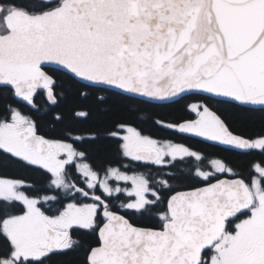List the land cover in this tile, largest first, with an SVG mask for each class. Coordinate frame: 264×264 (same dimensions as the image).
Wrapping results in <instances>:
<instances>
[{"label": "snow or ice", "instance_id": "1", "mask_svg": "<svg viewBox=\"0 0 264 264\" xmlns=\"http://www.w3.org/2000/svg\"><path fill=\"white\" fill-rule=\"evenodd\" d=\"M66 82L101 112L109 97L183 103L194 118L155 124L264 153V137L234 134L219 114L264 109V0H0V162L39 177L0 175V264L81 250L83 264H264V166L246 180L214 159L194 172L202 186L181 189L164 169L202 159L184 144L119 120L87 135L67 126L59 138L41 135L42 110L53 129L92 115L61 110ZM101 136L167 178L113 166L101 176L82 148Z\"/></svg>", "mask_w": 264, "mask_h": 264}, {"label": "trees", "instance_id": "2", "mask_svg": "<svg viewBox=\"0 0 264 264\" xmlns=\"http://www.w3.org/2000/svg\"><path fill=\"white\" fill-rule=\"evenodd\" d=\"M65 87L66 98L61 104V110L65 115L67 116L73 108H85L90 110L92 115L85 121H67L65 125H59L56 129H53L50 123L51 117L42 110L34 118L37 120L39 130L45 135L60 136L65 126L71 127L76 134H88L98 129L102 131L110 126L111 123L119 120L136 124L144 133L157 138H178L180 140L177 134L164 130L156 125L155 121L160 119L168 123H176L191 118V115L185 111L183 103L155 105L146 102L126 101L117 97H109L106 105L107 110L101 112L91 98L82 100L78 96L75 85L66 82ZM219 114L222 115V118L225 119L234 132L237 131L249 135L264 130L262 121L264 115L261 112L226 107L220 109ZM110 142L98 140L91 144V153H93L100 164L114 159V147ZM201 146L203 149L206 145L202 144ZM214 150L218 155L229 160V152L218 148ZM258 154L257 152H252L250 155L235 154L234 170L238 177L250 179L255 175L253 168L254 164L259 161ZM0 175L9 178H23L28 182L39 179L34 170L20 167L8 161L0 162ZM83 260L84 253L81 250L69 255L54 256L50 264H83Z\"/></svg>", "mask_w": 264, "mask_h": 264}, {"label": "flooded vegetation", "instance_id": "3", "mask_svg": "<svg viewBox=\"0 0 264 264\" xmlns=\"http://www.w3.org/2000/svg\"><path fill=\"white\" fill-rule=\"evenodd\" d=\"M249 111H257V112H261L264 115V110H254V109H250ZM191 115V118H194ZM189 118V119H191ZM262 121L264 123V118H262ZM183 122V121H182ZM133 127H136L139 131L142 132V134L144 135H148L146 133H144L136 124H131L128 123ZM162 128V127H161ZM230 130L236 134V135H240L246 139H250V140H255L261 137H264V130H261L260 132H255L254 134H243L240 132H234L233 129H231V127H229ZM166 131H170L173 132L175 134H177V136L179 137L180 140L174 139V138H157L154 136H151L154 139L157 140H161V141H171L173 143H180V144H184L185 146L189 147L190 149H192L193 151H196L198 153L201 154L202 159L200 161L195 160L194 158H186L184 161L182 162H177L175 167H170V168H166L164 169V173L167 172H172L176 175L177 179L171 181L174 186H176L177 188H181V189H186V188H190L192 186H202L203 185V181H199V179L197 177H195L194 172L197 168L201 169L202 171H211L212 170V165H211V161L214 159H219L222 162H224L227 166H229L230 168L234 170V156L235 154H243V155H250L252 154V152H257L259 153V161L256 163H260L262 166H264V153H261L259 150H252L251 152L248 153H243V152H237L235 150H228V149H223L220 148L218 146H214V145H210L204 142H201L200 140H196V139H192L189 137H185L180 135L178 132L174 131V130H170V129H166L163 128ZM41 135H45L43 134L40 130H39ZM87 135V134H85ZM48 138H59V136H49V135H45ZM98 140H106L108 142H110L111 140L107 137L101 136L100 138H98ZM97 140V141H98ZM113 147H114V159L112 161L109 162H105L103 164H100L96 157L93 155V153H91L90 147L91 144H83L82 148L83 150H86L88 152V156H89V163H91L93 165V167L100 172V175L103 176L104 175V171L103 169H106L109 166H113V167H120L122 171L127 172L129 175L132 174H138V173H144L145 175H149L150 178H156V179H160V178H167L166 175H164L163 173H159L157 168L155 166H144V165H137L134 162H130L127 161L125 158L120 157L117 155V149L114 143L110 142ZM206 145L205 147H203L201 145ZM208 147V148H207ZM215 148L224 150L229 152L230 156H229V160H226L225 158H223V156H220L217 154V152L214 150ZM206 150V151H205ZM255 163V164H256ZM127 164L128 167H124V165ZM254 164V165H255ZM73 176H77L78 174H76L75 172L72 173ZM256 175V173H255ZM218 178H225V177H233L231 175L228 174H217ZM241 178V177H240ZM251 179V178H250ZM249 178L246 180H250ZM81 184L83 183L82 179L79 181ZM214 182V181H213ZM115 183V182H112ZM121 186H126L123 184V182H121ZM128 187H130V185H127ZM100 194V193H98ZM119 203V201H117V204Z\"/></svg>", "mask_w": 264, "mask_h": 264}, {"label": "water", "instance_id": "4", "mask_svg": "<svg viewBox=\"0 0 264 264\" xmlns=\"http://www.w3.org/2000/svg\"><path fill=\"white\" fill-rule=\"evenodd\" d=\"M146 103L155 104V105H166V104H171L172 102H146ZM251 109L264 110V109H261L259 107H252ZM180 135L185 136V137H189V138H192V139L200 140L201 142H204V143H207V144H210V145H214V146H218V147L223 148V149L235 150L237 152H243V153H248V152L252 151V150L251 151H241V150H237V149H234V148H229V147H226V146H223V145H219V144H216V143H213V142H210V141H205L202 138L192 137V136L185 135V134H180ZM232 178H236V177H225V178H221V179H232Z\"/></svg>", "mask_w": 264, "mask_h": 264}]
</instances>
